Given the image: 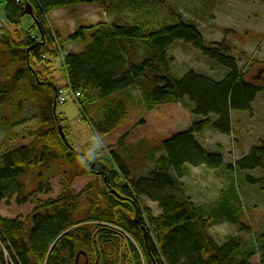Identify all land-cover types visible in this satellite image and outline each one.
Returning a JSON list of instances; mask_svg holds the SVG:
<instances>
[{
    "label": "trees",
    "instance_id": "trees-1",
    "mask_svg": "<svg viewBox=\"0 0 264 264\" xmlns=\"http://www.w3.org/2000/svg\"><path fill=\"white\" fill-rule=\"evenodd\" d=\"M26 1L34 7L35 19L43 33L40 39L29 34L21 37V32L14 35L0 22V120L6 121L4 105L10 98L15 99L16 94L23 93L24 85L44 97L45 103L41 108L40 128L28 133L31 142L0 152V202L11 192L17 195L19 205L27 204L34 191L44 189L42 180L33 189L29 185V182L34 184L36 170L44 171L52 163L75 162L78 158L86 163L89 171L103 177L105 187L96 188L95 198H89L91 206L85 211L87 215L83 220L76 216L82 208L83 192L77 194L70 186H65L63 193L55 199H38L34 211L25 221L0 217L2 264H7L6 252L8 264H75L77 246L83 243L90 251L95 248L96 264H114L100 251V246L108 244L105 234L119 237L117 228L135 240L129 238L130 264H252L251 259L256 255H260L261 264H264L262 240L259 245L249 247L241 257L237 256L242 247L238 238L218 243L209 232L213 214L204 213L194 204L180 182L188 165L216 168L223 164L222 156L208 154L196 137L210 126L230 134L231 110H250L257 95L264 91L256 83L243 78L237 62L229 55L231 47L227 37L207 43L196 23L187 22L183 16L173 24L164 23L155 29H150L148 20L131 24L115 19L82 27L68 35L72 43H84H80L79 51L64 52V45L54 49L49 47L48 41H55V32L47 14L56 8L90 2L99 3L104 9L110 5L118 7L120 0ZM20 3L17 5V0H7L5 13L12 24H19L21 17L26 15V2ZM179 40L192 43L207 58L227 68L225 78L217 81L195 71L182 78L174 76L168 49ZM55 58H60V62L54 63ZM40 63L43 67L37 68ZM54 70L80 93L75 101L88 113L92 106L89 103L104 102L100 119L89 120L102 134L113 132L128 118L129 106L113 96L144 83L149 79L147 74L151 75L154 86L147 90L146 106L155 131L147 136L146 141L165 153L156 160L154 169L147 176H131L116 153V168L109 167L92 154L78 153L63 140L59 130L60 123H63L58 111L60 88L52 75ZM19 104H22L21 100ZM16 106H19L18 102L13 104ZM85 110L82 112L86 115ZM184 110L192 115H203L205 119L193 122L186 129H177L175 123L185 115ZM213 116L217 117L215 121ZM127 136L121 137V144ZM241 166L264 170V141L253 148ZM259 183L263 184L264 179H259ZM111 190L117 191L122 198ZM145 193L159 202L161 208L160 215L150 217V226L146 224L135 197ZM230 209L228 214L233 218ZM88 220L115 229L103 227L95 238L87 224L76 227Z\"/></svg>",
    "mask_w": 264,
    "mask_h": 264
},
{
    "label": "rangeland",
    "instance_id": "rangeland-1",
    "mask_svg": "<svg viewBox=\"0 0 264 264\" xmlns=\"http://www.w3.org/2000/svg\"><path fill=\"white\" fill-rule=\"evenodd\" d=\"M18 3L20 2L17 0V5ZM117 3L118 7L110 5L104 9L99 3L90 2L81 4L77 8L59 9L58 12L53 13L48 22L65 46L64 52L81 50L80 43L84 42L72 43L68 35L76 33L82 27L120 19L124 23L131 24L148 20L151 23L150 29H155L164 23L175 21L169 15L171 5L177 4L176 8L183 13V18L187 22L196 23L207 43L222 41L227 37L231 47L229 55L237 62L243 78L264 89V71L257 78L260 70L264 69V0H120ZM29 4L34 12L32 4L26 1L27 16L19 24H12L7 20L5 13L7 0H0V22L14 35L21 32L23 34L21 37L29 34L39 39L40 36L36 34L38 30L30 29L35 21L26 12ZM168 58L172 74L179 78L190 71H195L219 81L228 73L227 68L207 58L201 50L184 40H179L169 47ZM38 67H43V64H38ZM53 74L61 95L64 79L56 70ZM47 80L50 81L48 78ZM150 87V83L145 81L113 96L124 100L129 106V113L124 124L109 134L99 133L89 120L82 117L85 108L75 100L69 99L66 103H59L58 111L63 120L60 124L68 137L69 144L76 151L92 154L114 168L117 165L114 156L116 153L131 176L136 178L147 176L154 169L156 160L165 153L163 150L154 149L146 141L147 136L155 131L146 106L147 90ZM22 89H24L23 93L16 94L15 99L10 98V101L4 105L6 121L0 120L1 153L30 143L28 133L30 130L36 131L41 126L40 113L45 103L44 97L30 91L26 85ZM19 100L22 104H19ZM17 102L19 106L13 107ZM89 104H92L89 107V115H91L89 119L99 120L104 102L93 101ZM85 111L88 113L87 110ZM184 111L185 115L175 123V128L180 130L190 127L192 122L198 119L192 113ZM231 113L230 134H224L210 126L196 137L208 153L220 154L223 164L216 168L188 165L180 182L186 196L194 204L204 213L213 214L209 232L217 242L223 244L231 238H238L241 241L242 247L237 255L241 257L249 247L259 245L261 240L264 242V183H259V179H264V170L259 167L241 166L242 161L251 154L253 148L264 141V91L257 95L250 110ZM212 119L215 121L217 117L213 116ZM125 134L128 136L121 144L120 139ZM35 173L34 184L29 182V185L33 189L42 180L44 189L37 192L33 190V200L24 205L17 203L15 193H8L7 198L0 202V217L25 221L34 211L38 199H55L63 193L65 186H70L77 194L83 192L82 208L76 215L78 220H83L87 215L85 211L91 206L89 198H95L96 188L105 187L103 177L97 172L89 171L86 163L79 160L73 164L68 161L52 163L44 171L36 170ZM122 180L125 181L123 177ZM86 188L88 190L84 192ZM135 197L146 224L150 226L148 223L150 217L161 214L159 202L150 198L147 193L136 194ZM229 208L231 215L237 220L234 221L232 219L235 217L229 216ZM83 224H87L92 236L96 235L95 238L103 227L115 229L105 223L89 220L76 227ZM117 229L119 237L105 234L109 239L108 244L104 247L101 245L100 251L113 260L114 264L117 262L130 264L129 235ZM76 251L78 255L75 264H96L98 261L95 248L90 251L83 243L77 246ZM5 255L8 264V252ZM251 262L261 264L260 255L254 256ZM0 264H2L1 259Z\"/></svg>",
    "mask_w": 264,
    "mask_h": 264
},
{
    "label": "bare ground",
    "instance_id": "bare-ground-1",
    "mask_svg": "<svg viewBox=\"0 0 264 264\" xmlns=\"http://www.w3.org/2000/svg\"><path fill=\"white\" fill-rule=\"evenodd\" d=\"M19 2H26V0H18ZM34 1H36V2H39L38 0H34ZM18 5H19V3H18ZM81 5V4H80ZM80 5H76V4H73V5H69V6H66L64 9L65 10H67V9H69V8H77V6H80ZM176 5L177 4H172L171 5V9H170V15H169V17L172 19V20H177V18H179V17H181V16H183V13L182 12H180L179 11V9L178 8H176ZM25 7H26V5H25ZM57 9L58 8H56V9H54V10H52L49 14H47L46 15V17H47V20H49V17H51V15L53 14V13H55V11H57ZM25 16H27V15H25ZM25 16H22L21 17V22H22V19L25 17ZM29 16H31V17H33V19H34V21H35V24H34V26H32L30 29L31 30H35V29H37L38 31L36 32V34L38 35V36H40L39 37V39L41 38V33H43V31H42V27L38 24V21H36V19H35V17H36V11H35V9H34V12H33V16L32 15H29ZM68 18H70V15L68 16ZM171 24H173V23H171ZM63 37V36H62ZM61 39H63V38H61ZM42 43H45V41H43ZM48 44H49V47H50V49H54V48H56L57 46L58 47H60L61 45H63L62 44V42H60V37L55 33V41L54 40H52V39H50V41H48ZM60 58H55V61H54V63H59L60 61ZM147 76H148V80H146L147 82H149L150 83V85L151 86H154V84L150 81V80H152L151 79V75H149V74H147ZM61 78L62 79H64L63 81H64V83H63V92L61 93V95H60V97H59V100H58V102L59 103H66L69 99H73V100H75V99H78L79 97H77L76 96V94H77V90H75V89H73L70 85H69V83L66 81V79H65V77H63V76H61ZM56 108H57V103H56ZM54 111L56 112L57 110L56 109H54ZM233 111H236V110H231V112H233ZM230 112V119H231V113ZM85 113H86V115L82 112V117H84V118H86L87 120H90L89 118H90V115H89V113H87L86 111H85ZM194 116H196V115H194ZM198 119L197 120H195V121H198V120H204L205 119V116H203V115H197L196 116ZM86 120V121H87ZM193 123V122H192ZM61 125V124H60ZM59 125V126H60ZM62 126V125H61ZM63 128V127H62ZM208 127H206L205 128V130L207 129ZM231 129H232V124H231ZM204 130V131H205ZM203 131V132H204ZM63 132H64V130H63ZM202 132V133H203ZM201 133V134H202ZM60 135H61V137L63 138V140L65 141V142H67V143H69V140H68V137H67V135H66V133L64 132V135H65V137H63V135H62V133L60 132ZM200 135V134H199ZM199 135H198V137H199ZM200 145L202 146V144L200 143ZM203 147V146H202ZM204 148V147H203ZM78 153H80V154H84L83 152H79V151H77ZM207 152V151H206ZM208 153V152H207ZM208 154H210V153H208ZM82 161V160H80V158H78V159H76V161ZM75 161V162H76ZM72 164L74 163V162H71ZM192 167H201V166H206V165H201V166H194V165H191ZM194 203V202H193ZM232 220H237L236 219V217L235 218H233ZM124 233H127V232H125L124 231ZM128 234V233H127ZM129 235V234H128ZM145 235H147V234H145ZM129 238H131V236L129 235ZM132 241L134 242L135 240H134V238L132 237ZM219 243V242H218Z\"/></svg>",
    "mask_w": 264,
    "mask_h": 264
},
{
    "label": "water",
    "instance_id": "water-1",
    "mask_svg": "<svg viewBox=\"0 0 264 264\" xmlns=\"http://www.w3.org/2000/svg\"><path fill=\"white\" fill-rule=\"evenodd\" d=\"M27 7H28V8H27L26 12H27L28 14H30V15L33 16V10H32L31 5L29 4V5H27ZM54 109H56V104H55ZM59 130H60V132L62 133L63 137H65L64 132H63V128H62L61 125L59 126ZM111 192L114 193L115 195H117L119 198H122V196H121L120 194H118L117 191H115V190H111Z\"/></svg>",
    "mask_w": 264,
    "mask_h": 264
},
{
    "label": "flooded vegetation",
    "instance_id": "flooded-vegetation-1",
    "mask_svg": "<svg viewBox=\"0 0 264 264\" xmlns=\"http://www.w3.org/2000/svg\"><path fill=\"white\" fill-rule=\"evenodd\" d=\"M264 71V69L260 70V74L257 76V78H259L261 76V73Z\"/></svg>",
    "mask_w": 264,
    "mask_h": 264
},
{
    "label": "built area",
    "instance_id": "built-area-1",
    "mask_svg": "<svg viewBox=\"0 0 264 264\" xmlns=\"http://www.w3.org/2000/svg\"><path fill=\"white\" fill-rule=\"evenodd\" d=\"M76 96H77V97H80V93H79V92H77Z\"/></svg>",
    "mask_w": 264,
    "mask_h": 264
},
{
    "label": "crops",
    "instance_id": "crops-1",
    "mask_svg": "<svg viewBox=\"0 0 264 264\" xmlns=\"http://www.w3.org/2000/svg\"><path fill=\"white\" fill-rule=\"evenodd\" d=\"M61 9H64V8H60V10H61ZM58 11H59V8H58L57 11H55V12H58ZM55 24H56V23H55Z\"/></svg>",
    "mask_w": 264,
    "mask_h": 264
}]
</instances>
